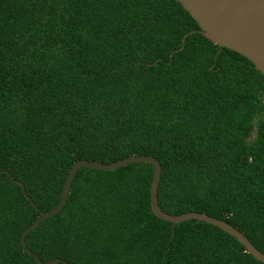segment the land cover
<instances>
[{
    "label": "trees",
    "instance_id": "obj_1",
    "mask_svg": "<svg viewBox=\"0 0 264 264\" xmlns=\"http://www.w3.org/2000/svg\"><path fill=\"white\" fill-rule=\"evenodd\" d=\"M198 30L176 0H0V264H38L20 233L76 160L130 155L158 160L161 210L224 220L264 253V74ZM152 174L78 168L27 247L69 264H264L217 226L156 217Z\"/></svg>",
    "mask_w": 264,
    "mask_h": 264
},
{
    "label": "water",
    "instance_id": "obj_2",
    "mask_svg": "<svg viewBox=\"0 0 264 264\" xmlns=\"http://www.w3.org/2000/svg\"><path fill=\"white\" fill-rule=\"evenodd\" d=\"M191 15L199 27V32L219 47H226L248 59L255 69L264 74V0H176ZM132 162H147L153 165V174L149 187V205L151 212L158 218L180 223L189 219H197L224 230L238 242L255 259L264 263V253L259 251L249 240L232 227L229 223L204 212L188 211L180 214H169L160 209L157 203V185L160 178V164L156 158L150 155H130L110 163L99 160L78 159L70 167L62 185L60 198L57 204L47 211H39L36 217L20 233L19 242L22 250L30 254L38 264H53L64 260L54 257L47 261H41L31 251L26 243V234L44 219L52 216L64 205L67 200L70 183L80 167H88L101 170H111ZM7 173L6 170H0ZM10 179L19 184L24 196L32 204L30 197L25 192L23 183L11 175Z\"/></svg>",
    "mask_w": 264,
    "mask_h": 264
},
{
    "label": "rangeland",
    "instance_id": "obj_3",
    "mask_svg": "<svg viewBox=\"0 0 264 264\" xmlns=\"http://www.w3.org/2000/svg\"><path fill=\"white\" fill-rule=\"evenodd\" d=\"M263 100H264V95H263Z\"/></svg>",
    "mask_w": 264,
    "mask_h": 264
}]
</instances>
